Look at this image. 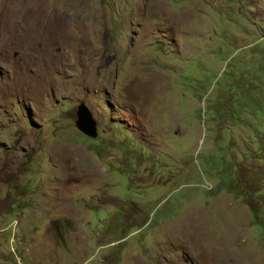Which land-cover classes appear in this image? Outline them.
<instances>
[{
	"label": "rangeland",
	"instance_id": "1",
	"mask_svg": "<svg viewBox=\"0 0 264 264\" xmlns=\"http://www.w3.org/2000/svg\"><path fill=\"white\" fill-rule=\"evenodd\" d=\"M0 264H264V0H0Z\"/></svg>",
	"mask_w": 264,
	"mask_h": 264
},
{
	"label": "water",
	"instance_id": "2",
	"mask_svg": "<svg viewBox=\"0 0 264 264\" xmlns=\"http://www.w3.org/2000/svg\"><path fill=\"white\" fill-rule=\"evenodd\" d=\"M76 116V127L86 136L95 138L97 136L96 120L85 103L81 102L78 104Z\"/></svg>",
	"mask_w": 264,
	"mask_h": 264
}]
</instances>
